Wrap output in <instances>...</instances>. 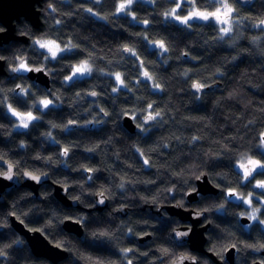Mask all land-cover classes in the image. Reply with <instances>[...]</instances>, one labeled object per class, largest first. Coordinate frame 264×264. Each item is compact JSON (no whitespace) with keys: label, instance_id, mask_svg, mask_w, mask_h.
<instances>
[{"label":"clouds","instance_id":"obj_1","mask_svg":"<svg viewBox=\"0 0 264 264\" xmlns=\"http://www.w3.org/2000/svg\"><path fill=\"white\" fill-rule=\"evenodd\" d=\"M0 264H264V0H0Z\"/></svg>","mask_w":264,"mask_h":264}]
</instances>
